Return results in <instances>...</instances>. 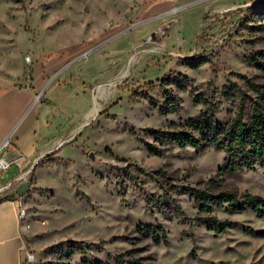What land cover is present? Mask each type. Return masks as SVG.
I'll return each instance as SVG.
<instances>
[{"label":"rangeland","instance_id":"1","mask_svg":"<svg viewBox=\"0 0 264 264\" xmlns=\"http://www.w3.org/2000/svg\"><path fill=\"white\" fill-rule=\"evenodd\" d=\"M55 56L71 62L50 82L71 133L22 205L30 264H264V215L243 198H264V166L220 172L224 151L151 133L188 130L196 96L225 88L264 112V0H0V86ZM235 110L223 100L220 121ZM197 191L242 209H200Z\"/></svg>","mask_w":264,"mask_h":264},{"label":"crops","instance_id":"2","mask_svg":"<svg viewBox=\"0 0 264 264\" xmlns=\"http://www.w3.org/2000/svg\"><path fill=\"white\" fill-rule=\"evenodd\" d=\"M70 64L66 57L43 59L34 64L25 87L0 86V144L11 137L6 157L17 162L0 180V264H26V239L19 213L37 166L60 152L71 133L59 95L54 90L50 94V82L60 78ZM85 88L87 94L93 91L92 86ZM62 89L60 86L58 92ZM42 91L43 99L36 103L35 97ZM71 130L76 132V128Z\"/></svg>","mask_w":264,"mask_h":264},{"label":"trees","instance_id":"3","mask_svg":"<svg viewBox=\"0 0 264 264\" xmlns=\"http://www.w3.org/2000/svg\"><path fill=\"white\" fill-rule=\"evenodd\" d=\"M257 90L264 95L261 87L257 86ZM200 95L196 96V101L202 104V109L198 116L189 121L188 130L173 132L151 130V133L182 148L192 146L199 151L205 148L224 151L228 157L220 167V172L236 173L254 169L257 164L264 166V112L261 104L256 101L248 103V96L237 89L230 91L225 88L223 91H216L212 96L202 95V98ZM229 99H233L236 110L230 114L229 121L224 124L218 116L223 100ZM151 150L161 154L156 148ZM195 198L200 209L203 210L209 207L208 202L227 203L230 209L236 211L242 209L239 198L232 192H222L214 196L197 191ZM243 198L245 205L259 215H264V198L250 194H244ZM203 222L213 223L221 232L226 231L229 225L219 222L215 217L207 218ZM156 242L160 240L156 238ZM117 262L118 264L134 263L122 261L121 257L117 258Z\"/></svg>","mask_w":264,"mask_h":264},{"label":"built area","instance_id":"4","mask_svg":"<svg viewBox=\"0 0 264 264\" xmlns=\"http://www.w3.org/2000/svg\"><path fill=\"white\" fill-rule=\"evenodd\" d=\"M32 60L31 58H28V63H31ZM43 95H44V91L38 93L35 97V102L39 103L42 101L43 99ZM12 146V141H11V137L8 136L1 144H0V180L2 177H4L7 172L9 171V169L14 166L17 165L16 160H12V159H8L6 157L8 151L10 150ZM23 211L20 210V218H22L23 216ZM34 260V256L31 255L30 253H28L26 255V260L25 263L26 264H30L31 262H33Z\"/></svg>","mask_w":264,"mask_h":264}]
</instances>
